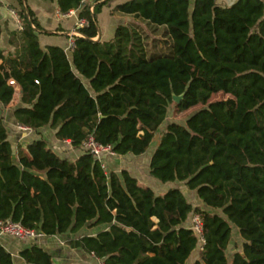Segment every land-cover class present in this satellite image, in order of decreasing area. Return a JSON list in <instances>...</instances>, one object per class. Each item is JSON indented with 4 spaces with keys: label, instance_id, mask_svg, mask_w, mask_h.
<instances>
[{
    "label": "trees",
    "instance_id": "trees-1",
    "mask_svg": "<svg viewBox=\"0 0 264 264\" xmlns=\"http://www.w3.org/2000/svg\"><path fill=\"white\" fill-rule=\"evenodd\" d=\"M18 4L20 30L8 34L13 51L0 50V105L16 88V123L82 150L60 158L37 139L12 159L0 116V221L20 223L44 237L95 231L68 242L102 264H264V0H130L112 14L132 17L107 41L97 16L112 0H55L58 12L78 11L85 26L68 53L42 48L43 28L26 0ZM134 20V21H133ZM163 28L164 53L148 55L151 33ZM1 35V26H0ZM167 49V51H166ZM13 81L14 85L9 82ZM228 95L211 101L213 95ZM173 96H182L177 104ZM174 111L196 106L184 124L159 135L149 175L181 188L161 195L126 170L105 172L83 148L89 137L120 157H140ZM198 215L204 244L185 224ZM236 229L241 248L228 256ZM24 264H53L31 245ZM0 264H13L0 246Z\"/></svg>",
    "mask_w": 264,
    "mask_h": 264
},
{
    "label": "crops",
    "instance_id": "crops-1",
    "mask_svg": "<svg viewBox=\"0 0 264 264\" xmlns=\"http://www.w3.org/2000/svg\"><path fill=\"white\" fill-rule=\"evenodd\" d=\"M97 0H86V3L93 5ZM105 0H100L103 2ZM130 0H112L105 5L101 12L97 16L99 36L95 40L100 39L101 41H107L113 38L116 27L118 25L128 24L132 21V17L128 15H123L120 13L112 14L113 8L124 2ZM223 4L217 1V4L223 7L229 6L235 0H222ZM27 5L34 12L37 20L39 21L41 27L43 28L44 34L39 35V44L42 48L46 46H57L64 49L67 53L69 50V44L72 43L73 38L76 36L73 34L75 25L78 20V11L72 10L67 14H60L58 12L55 0H26ZM19 12L18 4L15 0H0V50L6 52L13 51L8 43V34L13 31L20 30V24H18L14 17L11 15L10 11ZM102 24L103 27H102ZM20 90L16 88V93L10 102V104L3 109L0 105V116L4 118V124L8 132V140L12 145V159L17 163V147L21 146L25 148L29 143L37 139H43L46 141L48 146L62 159L67 161H75L80 155H82L81 149L73 148L68 141H58L54 132L50 131L48 128L34 132L30 129H20L13 117V111L20 104ZM166 127V125H165ZM164 126H160L157 132V143L159 140V135L165 130ZM155 144V147L157 146ZM154 147V149H155ZM153 149V150H154ZM153 152V151H152ZM152 154V153H151ZM130 155L119 158H127ZM134 157V156H132ZM141 157V156H140ZM151 157V156H150ZM149 158H147L148 161ZM117 160L113 158L104 157L103 163L105 165V172L108 169L109 172H115L114 167H116ZM149 166V164H148ZM126 170L125 168H121ZM127 171V170H126ZM135 178V177H134ZM139 183H141L138 180ZM152 183V181H151ZM144 186L153 190L152 185L141 183ZM150 186V187H149ZM173 187V185L170 184ZM161 187L160 191H154L156 195H161L172 187ZM157 187V186H156ZM182 190V189H181ZM183 194L187 196L189 194L192 198L193 206H202L201 202L196 198L194 194L191 195L190 192L182 190ZM189 202V201H188ZM190 203V202H189ZM189 221L185 224L187 227ZM95 231L86 232L84 230L77 234H62L55 235L52 237H41L34 240H29L26 242H21L8 236L0 235V246H2L7 252L12 255L13 264H24L22 259L19 257V252L26 247L31 245H37L44 249L52 257L53 264H102L101 261L94 258L91 255L84 253L81 250L73 249L68 245V242L75 240L85 234H95ZM242 245V240L238 236L236 229L233 230L232 239L228 248V256H231L235 251L239 250ZM191 258V257H190ZM197 258V253L194 260ZM193 260V261H194Z\"/></svg>",
    "mask_w": 264,
    "mask_h": 264
},
{
    "label": "rangeland",
    "instance_id": "rangeland-1",
    "mask_svg": "<svg viewBox=\"0 0 264 264\" xmlns=\"http://www.w3.org/2000/svg\"><path fill=\"white\" fill-rule=\"evenodd\" d=\"M217 1H219L220 4L221 3L223 4L222 0H217ZM103 25L104 24H102V27H103ZM163 31H164V29L161 28V29H159V31L157 33H151L149 30L145 29L146 34L151 35L149 37L150 39L147 42V44L149 46L148 55H151L153 53H157V54L159 53L160 54V53L165 52V47L160 43L161 42L160 40L163 39V37H162ZM166 51H167V49H166ZM228 98H229L228 95L218 93V94H215L212 96L211 101L226 100ZM200 108H201L200 106H196V107L191 108V109L184 111V112H176V111H174V107L172 104L170 106L169 111H168V116H167L166 122H164L162 126L165 127V125H167L171 122L178 123V124H184L186 119L191 114H193L195 111L199 110ZM157 137L158 136L156 133L150 147L147 150V152L144 155H142L141 157H132V155H130L127 158H119L118 156L111 157V158H113V160H117L116 161L117 165H116V167H114V170L117 173H120L121 168H125L130 173V175L135 177L141 183H145V184H149V185H152V183L156 184L157 187L152 185L154 191H160L161 187L166 188V187L170 186V184L160 183L159 181L155 180L154 178H152L149 175L148 164H149L151 153L155 147V144L157 143ZM147 158H149L148 161H147ZM106 172L107 173L109 172L108 169H106ZM151 181H152V183H151ZM171 185H173V187L170 186L172 188H181L182 190L189 192L184 188L183 184L180 182H175ZM190 193H191V195L194 194L193 192H190ZM185 197L190 203H193V202H191L192 198H190L189 194ZM195 255H196V253H193L191 255V258L188 260L187 264L193 263Z\"/></svg>",
    "mask_w": 264,
    "mask_h": 264
},
{
    "label": "built area",
    "instance_id": "built-area-1",
    "mask_svg": "<svg viewBox=\"0 0 264 264\" xmlns=\"http://www.w3.org/2000/svg\"><path fill=\"white\" fill-rule=\"evenodd\" d=\"M10 13L14 17L15 21L18 24H20V18L18 16V12L11 10ZM85 24L86 22L84 19H78L75 25V29L73 30V34L79 36V33L76 30L78 28L85 26ZM71 46L72 43L69 44V48H71ZM9 84L14 85V82L10 81ZM20 129H27V128L21 126ZM83 148L87 150L96 161H98L101 169L104 171H105V165L103 163V158L104 157L111 158L117 156L113 152L111 146L99 144L94 140L93 137H89L87 139V141L83 145ZM189 229L193 230V232L199 238L200 246H202L204 244L203 230L198 215H193L191 217L189 222ZM0 235L8 236L21 242H26L29 240H34L43 237V235L41 234H37L32 230H28L24 228L20 223L12 222L10 220H7L5 222L0 221Z\"/></svg>",
    "mask_w": 264,
    "mask_h": 264
},
{
    "label": "water",
    "instance_id": "water-1",
    "mask_svg": "<svg viewBox=\"0 0 264 264\" xmlns=\"http://www.w3.org/2000/svg\"><path fill=\"white\" fill-rule=\"evenodd\" d=\"M181 99H182V96H179V97L173 96V101L176 102L177 104L180 102Z\"/></svg>",
    "mask_w": 264,
    "mask_h": 264
}]
</instances>
